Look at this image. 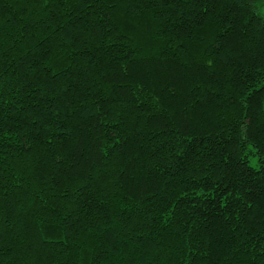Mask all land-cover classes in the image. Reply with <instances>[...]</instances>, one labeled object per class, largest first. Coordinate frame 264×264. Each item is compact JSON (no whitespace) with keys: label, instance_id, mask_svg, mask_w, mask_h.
<instances>
[{"label":"trees","instance_id":"trees-1","mask_svg":"<svg viewBox=\"0 0 264 264\" xmlns=\"http://www.w3.org/2000/svg\"><path fill=\"white\" fill-rule=\"evenodd\" d=\"M258 0H0V264H264Z\"/></svg>","mask_w":264,"mask_h":264},{"label":"rangeland","instance_id":"rangeland-1","mask_svg":"<svg viewBox=\"0 0 264 264\" xmlns=\"http://www.w3.org/2000/svg\"><path fill=\"white\" fill-rule=\"evenodd\" d=\"M257 11L264 18V0H258Z\"/></svg>","mask_w":264,"mask_h":264}]
</instances>
